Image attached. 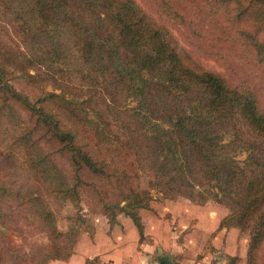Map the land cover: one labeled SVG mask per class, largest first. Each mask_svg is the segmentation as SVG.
<instances>
[{
  "label": "trees",
  "instance_id": "1",
  "mask_svg": "<svg viewBox=\"0 0 264 264\" xmlns=\"http://www.w3.org/2000/svg\"><path fill=\"white\" fill-rule=\"evenodd\" d=\"M175 1L148 0V11L133 0H0V119L11 124L1 143L25 179L0 184V205L24 209L46 237L24 248L0 231V264L68 259L76 227L57 231L54 219L84 191L109 226L128 217L140 241L150 190L224 207L218 226L246 235L244 264H264V0ZM179 6L206 25V55L259 72V94L177 44L161 18L188 23Z\"/></svg>",
  "mask_w": 264,
  "mask_h": 264
},
{
  "label": "rangeland",
  "instance_id": "2",
  "mask_svg": "<svg viewBox=\"0 0 264 264\" xmlns=\"http://www.w3.org/2000/svg\"><path fill=\"white\" fill-rule=\"evenodd\" d=\"M133 1L146 10H150L147 7L149 4L148 0ZM175 2L178 4V0ZM179 8L184 19L189 20L188 23L176 24L161 18V21L168 28L177 44L188 50L204 69L220 73L231 82L247 84L259 94V91H256L259 72L244 67L235 57L229 54L223 55L220 59L206 55L204 51V47L208 43L206 25L193 19L181 6ZM5 27L6 35H9V38L21 37L14 33L9 24ZM36 37L37 35L33 34V41ZM10 79L9 83L13 87L18 89L20 86L22 87L20 79L15 77ZM25 90H28L27 87H25ZM32 92L34 91L32 90ZM5 110V108L2 109L3 112ZM18 113L22 116V112L18 109L15 110L13 116L17 117ZM5 122L0 119V184L6 188L14 189L24 186L25 179L15 168L16 161L14 162L9 157L1 143L5 130L11 127L10 123ZM12 123L14 122L12 121ZM240 157H242V154L238 155V158ZM58 163L65 171L67 170L63 161L58 160ZM221 175L222 172H219V181L222 180ZM147 178L148 175L145 172L138 174L137 184L139 188H146ZM150 194L151 200L148 202V208L138 210L140 221L142 217L144 224L147 226V233L142 228L143 239L140 240L141 242L137 239L139 245L141 243L142 246H181V251L177 255H171L170 257H172L171 261L173 259H184L185 264L245 263L247 237L244 233H240L233 227H223L225 230L224 235L223 231H221L222 234L218 233L215 236L216 238H214L215 233L220 228L218 225L216 227V224L226 214L224 207L210 201L203 204H192L180 197L169 200L162 198L159 193L152 190H150ZM191 204L194 206H191ZM201 209L204 210L203 212L206 210L207 213L205 214L207 216L206 221L209 223L206 225L204 223L197 225L195 222L196 212ZM23 210L15 206L8 208L6 205H0V231L9 234L12 246H22L24 248L29 246L44 247L46 245V237L40 229L37 219ZM186 211L191 213L189 212L184 217L183 214ZM75 215L80 216L82 222L76 221ZM117 217L124 218L126 216L117 212ZM54 220L55 227L60 232H64L71 225L76 227L77 235L71 255L75 253L77 246L94 243V237L109 235V229L106 228L110 226L107 224L105 217L99 212V205L96 200L86 191L80 195L75 204L67 200L63 201L57 208ZM123 233L125 231L121 232L120 230L116 234V238L121 239ZM105 241L107 244L109 243L107 239ZM263 247L264 245L259 250L261 251ZM95 257L97 258V256ZM59 262H62V260L51 259L47 264H59Z\"/></svg>",
  "mask_w": 264,
  "mask_h": 264
},
{
  "label": "crops",
  "instance_id": "3",
  "mask_svg": "<svg viewBox=\"0 0 264 264\" xmlns=\"http://www.w3.org/2000/svg\"><path fill=\"white\" fill-rule=\"evenodd\" d=\"M191 206L194 205L191 204ZM187 211L184 212V217L190 212ZM203 211L204 210L201 209L196 212L195 216L197 217L195 222L197 225H201L202 223L206 225L209 223L206 221V210L205 212ZM141 224L146 232L147 226L144 224L142 217ZM217 225L218 224H216V227ZM106 229H109V235L94 237V243L77 246L75 253L66 261L59 262V264H83L85 258H91L92 256H97V264H163L164 262L160 261V259L163 258L166 259L167 264H185L184 259H173V261H171L172 257H170L171 255H177V253L181 251V246H142L141 243L139 245V242H137V232L128 217H117L116 222ZM120 230L121 232L125 231V233L122 234L123 237L121 239H117L116 234L119 233ZM96 231L98 232V230ZM221 231H223L224 235L225 230L223 227H220L215 233L214 238H216L215 236L218 235V233L221 235ZM105 239L109 241L108 244Z\"/></svg>",
  "mask_w": 264,
  "mask_h": 264
},
{
  "label": "water",
  "instance_id": "4",
  "mask_svg": "<svg viewBox=\"0 0 264 264\" xmlns=\"http://www.w3.org/2000/svg\"><path fill=\"white\" fill-rule=\"evenodd\" d=\"M160 261H163V262H164L163 264H167V261H166V259H165V258H163V259H160Z\"/></svg>",
  "mask_w": 264,
  "mask_h": 264
}]
</instances>
